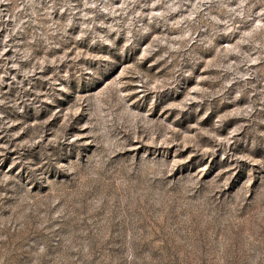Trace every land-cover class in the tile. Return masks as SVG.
I'll return each mask as SVG.
<instances>
[{
	"label": "rangeland",
	"instance_id": "374dc122",
	"mask_svg": "<svg viewBox=\"0 0 264 264\" xmlns=\"http://www.w3.org/2000/svg\"><path fill=\"white\" fill-rule=\"evenodd\" d=\"M0 264H264V0H0Z\"/></svg>",
	"mask_w": 264,
	"mask_h": 264
}]
</instances>
